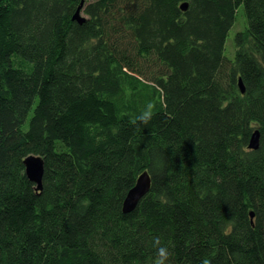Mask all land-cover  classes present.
I'll return each mask as SVG.
<instances>
[{
    "label": "trees",
    "instance_id": "16d2710c",
    "mask_svg": "<svg viewBox=\"0 0 264 264\" xmlns=\"http://www.w3.org/2000/svg\"><path fill=\"white\" fill-rule=\"evenodd\" d=\"M156 237L264 264V0H0V264H152Z\"/></svg>",
    "mask_w": 264,
    "mask_h": 264
},
{
    "label": "water",
    "instance_id": "95a60500",
    "mask_svg": "<svg viewBox=\"0 0 264 264\" xmlns=\"http://www.w3.org/2000/svg\"><path fill=\"white\" fill-rule=\"evenodd\" d=\"M82 5V4H81ZM81 7V6H80ZM75 14V20L78 23H82L84 19L80 16L79 10ZM183 6L182 9H185ZM238 87L241 93L244 92L242 81L239 80ZM248 148L250 150H257L259 148V133L254 132L249 140ZM25 174L30 182L35 184V190L39 191L42 188L43 177V160L40 157L29 156L24 160ZM150 188V179L147 173H143L138 178L135 186L127 193L122 205V211L124 214L132 213L137 207L139 201L146 195ZM250 217L253 218V214L250 213Z\"/></svg>",
    "mask_w": 264,
    "mask_h": 264
},
{
    "label": "clouds",
    "instance_id": "9594fccd",
    "mask_svg": "<svg viewBox=\"0 0 264 264\" xmlns=\"http://www.w3.org/2000/svg\"><path fill=\"white\" fill-rule=\"evenodd\" d=\"M156 105L152 102H148L138 114H135L130 118V124L135 128L136 131H141L142 128L147 127L154 115ZM153 247L155 248V258L152 264H168L170 252L168 247L161 244L158 237L153 239ZM201 264H211L208 258H203Z\"/></svg>",
    "mask_w": 264,
    "mask_h": 264
},
{
    "label": "rangeland",
    "instance_id": "374dc122",
    "mask_svg": "<svg viewBox=\"0 0 264 264\" xmlns=\"http://www.w3.org/2000/svg\"><path fill=\"white\" fill-rule=\"evenodd\" d=\"M233 32V31H232ZM232 34V33H231ZM229 42H232V37L230 38V40L228 41V44L227 45H230Z\"/></svg>",
    "mask_w": 264,
    "mask_h": 264
}]
</instances>
